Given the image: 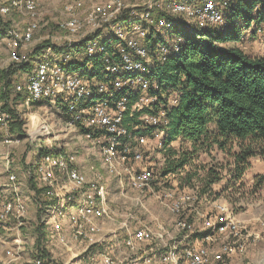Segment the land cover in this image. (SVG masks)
Wrapping results in <instances>:
<instances>
[{
	"label": "built area",
	"instance_id": "obj_1",
	"mask_svg": "<svg viewBox=\"0 0 264 264\" xmlns=\"http://www.w3.org/2000/svg\"><path fill=\"white\" fill-rule=\"evenodd\" d=\"M44 1L9 0L0 7V25L2 16L13 7H23L33 17ZM236 1L66 0L60 24L65 42L39 53L24 50L39 29L38 21H30L21 31L10 28L2 32L10 39L12 62L31 69L22 83H16V91L29 93L28 104L48 99L62 107L73 133L93 143L101 168L90 167L92 179L78 166L77 153L63 145L55 152L47 147L36 173L47 197L44 207L53 213L66 209L73 239L101 246L97 255L104 264H212L246 251L251 236L248 225L228 204L201 210L200 203L208 196L198 189L190 194L177 188L178 193L159 196L174 216L168 223L137 222L129 211L123 225L106 227L120 213L111 206L104 171L117 177L121 195L126 196V187L140 192L127 196L135 207H145L147 200L141 193L161 183L156 181L155 164L147 155L164 148L168 112L164 107L152 113L145 109L153 110L159 100L152 94L160 90L153 76L156 65L177 52L185 39L174 29L177 26L198 37L203 29L226 27V14ZM2 86L0 77V124L7 125L10 116L3 109ZM161 95L170 105L178 103V93ZM52 126L42 123L39 134H51ZM147 130L151 132L144 133ZM9 163L7 182L0 185V223L13 220L20 226L26 201ZM60 181L62 188L70 185L79 192L69 203L68 195L58 190ZM86 184H90L87 189ZM136 222L138 225L130 226ZM261 225L264 228V221ZM54 228L63 240L59 223ZM15 244L21 246V239L16 238ZM32 264L46 261L38 257Z\"/></svg>",
	"mask_w": 264,
	"mask_h": 264
},
{
	"label": "rangeland",
	"instance_id": "obj_2",
	"mask_svg": "<svg viewBox=\"0 0 264 264\" xmlns=\"http://www.w3.org/2000/svg\"><path fill=\"white\" fill-rule=\"evenodd\" d=\"M65 1L45 0L39 5L37 14L33 17L25 8L13 7L9 13L2 16L0 30L15 28L21 31L26 28L30 21L36 20L40 26L35 32L33 40L26 44L24 49L26 52H32L39 48L43 50L50 45L64 43L66 33L62 30L60 24L65 17L63 14ZM8 3L9 0H0V7ZM252 31L253 28L249 29L236 45L248 54L264 56V25L256 34ZM2 35L3 33L0 32L1 78L7 73L9 74V69L12 72V69L18 68L10 59V39ZM226 44L233 45L234 43L229 42ZM26 72L19 69L11 75L15 80L13 86H11V98L9 100L11 111L3 107L10 117L7 125L0 124V185L7 182L8 168L6 162L9 161V169L18 176V185L26 201L27 210L20 226L13 220L0 223V264H32L38 256H44L46 264H104L96 251V248L100 250L101 246L90 244L86 240L73 239L67 224L68 211L66 209L61 213H53L44 207L47 197H45L44 191L38 193L43 183L38 179L36 173L37 165L43 158V156L39 158L38 155L41 147H51L55 152L63 145L66 147L65 150L75 151L78 166L88 174L89 179L93 177L90 168L92 165L101 168L100 159L96 156L91 141L82 139L73 133V126L68 124L66 111L62 107L55 106L48 99L30 104L27 103L26 99L15 100L16 83L23 82V76ZM7 76L9 77V75ZM1 101L4 105L2 98ZM42 123L52 124L53 132L40 135L39 129ZM174 144L177 148L189 147L188 144H184L180 140ZM147 157L149 161L155 164L156 181H161V183L141 193L147 200L145 207L139 205L135 207L133 206L134 202L128 200L127 196L133 197L140 192L129 190V187H126L128 190L125 192L126 196L121 195V191L116 188L117 177L107 175V172L104 171L108 176L105 185L110 194L111 206L120 213L115 220L106 222L107 228L123 225L126 213L129 211H133L137 222L141 221L145 224H152L156 220L172 221L174 216L165 205L163 198L159 196L170 191L178 193L177 188L181 192L184 191L190 194L193 189H198L200 192L201 182L197 181L194 187L190 185L181 186L179 176H163L164 156L161 152L155 151ZM230 161L223 152L217 149L212 150L210 153L200 154L199 159L196 160V164L206 166V169L201 170L202 175L210 167L218 169L223 175V179L213 184L210 196L207 195L209 201H201V210L214 209L217 203L228 204L237 218L248 225L251 233L245 252L212 264H264V228L261 225V221H264V181L260 186L256 181L257 177L264 174L256 175L253 181L245 175L241 181L229 187ZM31 178L34 187L31 183L32 180L30 181ZM61 179L59 178V180ZM60 182L58 190L61 194L69 196V198L67 196L68 203L76 195H79L74 186L68 185V187L62 188L63 181ZM89 186L90 184H86L85 189ZM56 222L62 228L63 240L59 239L55 233L54 223ZM137 222L130 226L138 225ZM16 238L21 239V246L15 244Z\"/></svg>",
	"mask_w": 264,
	"mask_h": 264
},
{
	"label": "trees",
	"instance_id": "obj_3",
	"mask_svg": "<svg viewBox=\"0 0 264 264\" xmlns=\"http://www.w3.org/2000/svg\"><path fill=\"white\" fill-rule=\"evenodd\" d=\"M226 17V27L203 29L198 37L176 26L174 31L185 39L177 52L156 65L153 76L160 90H153L152 94H157L159 100L153 110L145 109L152 113L164 107L168 112L169 124L161 151L163 176H179L181 186L194 187L197 181L201 182L200 193L208 196L223 175L213 167L202 175L206 166L196 164L200 154L217 149L231 160L229 187L243 179L254 158L264 160V56L248 54L236 45L249 29L253 28L254 34L262 29L264 0H237ZM2 30L6 29H1V33ZM229 42L234 44L227 45ZM19 69L26 73L31 70L26 64L21 65L12 72L9 69V74L1 78L3 107L9 111L11 86L15 82L11 75ZM162 92L167 97L178 93V103L170 105ZM15 93V100L29 96L26 91ZM148 132L151 131H144ZM178 140L189 147L177 148L174 143ZM47 151L46 147L39 148V158ZM30 181L34 187L33 179ZM256 181L260 186L264 177H257ZM43 191L42 187L38 193ZM38 257L46 261L44 256Z\"/></svg>",
	"mask_w": 264,
	"mask_h": 264
},
{
	"label": "crops",
	"instance_id": "obj_4",
	"mask_svg": "<svg viewBox=\"0 0 264 264\" xmlns=\"http://www.w3.org/2000/svg\"><path fill=\"white\" fill-rule=\"evenodd\" d=\"M264 174V160H262L261 158H254L253 159V163H252V167L250 169V172L248 171L246 176L248 178H251V181L254 180L255 176L258 174ZM264 177V175H262ZM122 198V197H120ZM215 204V201H214ZM164 222L168 223L167 220H164ZM98 248H96V251L98 252Z\"/></svg>",
	"mask_w": 264,
	"mask_h": 264
}]
</instances>
